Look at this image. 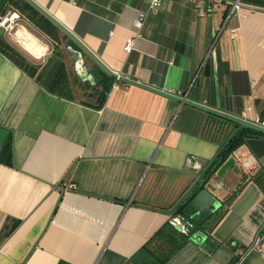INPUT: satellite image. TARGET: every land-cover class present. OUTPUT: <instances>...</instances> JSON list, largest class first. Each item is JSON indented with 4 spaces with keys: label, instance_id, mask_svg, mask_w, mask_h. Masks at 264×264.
Listing matches in <instances>:
<instances>
[{
    "label": "crops",
    "instance_id": "1",
    "mask_svg": "<svg viewBox=\"0 0 264 264\" xmlns=\"http://www.w3.org/2000/svg\"><path fill=\"white\" fill-rule=\"evenodd\" d=\"M31 2L59 26L71 72L93 85L98 66L122 78L97 108L51 93L0 49V264H163L145 244L168 221L191 228L173 210L235 128L201 106L264 126V4ZM27 21L24 48L0 34L33 62L53 41ZM262 173L264 135L249 132L207 182L230 198L209 233L166 264H264Z\"/></svg>",
    "mask_w": 264,
    "mask_h": 264
},
{
    "label": "trees",
    "instance_id": "2",
    "mask_svg": "<svg viewBox=\"0 0 264 264\" xmlns=\"http://www.w3.org/2000/svg\"><path fill=\"white\" fill-rule=\"evenodd\" d=\"M250 1L264 4L263 0ZM11 6L16 10H19L23 16L27 17V19L31 20L39 29L48 34L55 44V47L52 54L43 63H34L29 60L23 53L3 40L1 34L0 49L51 93L69 100L79 99L82 102L101 108L105 104L108 92L114 85V79L116 78L115 75L103 69L101 66H98L95 73V77L97 79L95 85H93L89 80L81 79L78 74L73 73L68 69L64 51L61 47V41L58 36L59 26L49 17L44 15L29 0H0V16L5 14ZM80 92L84 95V97H88L89 99L78 97ZM219 118L229 122L228 119L223 117ZM249 132L264 135V133L257 130H251L249 128L241 129L233 137L227 147L221 151L218 158L209 169V173L215 165L218 167L228 157V155L233 152V150L243 143L244 136ZM3 156V160L5 162H10L11 149L9 142L4 148ZM255 180L264 189V173L256 175ZM192 197L191 193L188 194V197L179 203L173 210L175 215H180L189 223L191 227L188 230L189 233L185 234L184 232H179V230L176 229L170 221H168L152 236L143 248L149 250L153 255H155L156 259L163 264L168 262L171 254L185 247L191 233H194L195 231L209 233V230L212 228L210 227L213 223L212 220L220 211L219 209L216 213L209 212L207 213V216L200 218L195 215V211L191 207ZM59 264L71 263L61 261Z\"/></svg>",
    "mask_w": 264,
    "mask_h": 264
},
{
    "label": "water",
    "instance_id": "3",
    "mask_svg": "<svg viewBox=\"0 0 264 264\" xmlns=\"http://www.w3.org/2000/svg\"><path fill=\"white\" fill-rule=\"evenodd\" d=\"M31 2V0H29ZM33 3V2H32ZM0 32L3 33L4 29H0ZM70 53L74 60H79V52L77 50L70 49ZM94 56V55H93ZM97 62L102 64L100 60L94 56ZM187 103L193 104L198 106V104L186 101ZM202 108L206 109L207 111L211 112L214 115L223 117L225 119L229 120V124L233 123L235 125V128L231 130L229 133V136L226 138L225 142L223 143L221 147V151L227 147V145L230 143V141L233 139V137L241 130L245 128H249L251 130H257L262 133H264V126L258 123H254L251 121H247L244 118L236 117L218 110H215L213 108H208L201 106ZM230 125H220V129H229ZM9 130L8 128L0 125V150L2 148V145L6 139V136L8 134ZM239 147H237L235 150H233L232 153L228 155L231 156L236 152V150ZM220 151V153H221ZM219 153V154H220ZM219 154H217L212 160L209 161V163L205 166V168L202 170V172L197 177L195 183L193 184L192 188L189 190V192L192 194V200H191V207L195 211V215L201 217L207 216V213H216L224 203L229 199H226L225 201L219 199L213 191L210 190L207 186L208 180L215 174L217 169L228 159V157L217 167L216 165L214 168H212L211 172L209 173V169L214 164L215 160L218 158ZM198 185V186H197ZM195 188V189H194ZM194 189V190H193ZM180 227V226H179ZM178 227V229H179ZM182 230V229H181ZM199 238L202 237L203 231H195Z\"/></svg>",
    "mask_w": 264,
    "mask_h": 264
},
{
    "label": "rangeland",
    "instance_id": "4",
    "mask_svg": "<svg viewBox=\"0 0 264 264\" xmlns=\"http://www.w3.org/2000/svg\"><path fill=\"white\" fill-rule=\"evenodd\" d=\"M15 11L16 9L14 7H10L8 9V11L5 13L4 16H9V17H12L15 15ZM17 15H15L13 17V27H9L8 29H5L4 33L7 34L14 42H16L19 46L21 47H25L24 44L21 42V36L19 37V31H25L24 29H26L28 31V29L30 31H35V29H33L32 25L28 23V19L26 20L23 16H21V14L18 12L16 13ZM54 47H55V44L53 43L52 44V50L45 56L43 57L42 59H38V60H33V62H36V63H43L47 60V58L52 54L53 50H54ZM62 47V46H61ZM32 61V59H30ZM78 97L80 98H83V99H89L88 97H84V95L80 94L78 95ZM184 232V231H182ZM196 241V240H195Z\"/></svg>",
    "mask_w": 264,
    "mask_h": 264
},
{
    "label": "built area",
    "instance_id": "5",
    "mask_svg": "<svg viewBox=\"0 0 264 264\" xmlns=\"http://www.w3.org/2000/svg\"><path fill=\"white\" fill-rule=\"evenodd\" d=\"M162 1H163V0H149V2H150V7L153 8V9H155V8H157V7H159V6L161 5ZM4 15H5V14H3V15L0 16V29H4V31H5V29H8L9 27H13V24H12V22H13V17H14L15 15H17V14L15 13V15L12 16V17L4 16ZM144 15H145V13H141L140 16H139V18H137V19L135 20V27H136L137 29H139V28L142 26ZM132 43H133V39L130 38V39L127 41V43H126V49H127V50H130V49H131V47H132ZM121 78H122V76L119 75V74L116 76V79H115L116 81H115V83H114V86H117V81H119ZM258 244H259V240H257V241L255 242V246H258Z\"/></svg>",
    "mask_w": 264,
    "mask_h": 264
},
{
    "label": "bare ground",
    "instance_id": "6",
    "mask_svg": "<svg viewBox=\"0 0 264 264\" xmlns=\"http://www.w3.org/2000/svg\"><path fill=\"white\" fill-rule=\"evenodd\" d=\"M19 35H21V38H22L23 40H26V42L28 41L27 36L24 37L22 31H19ZM28 47L31 48L32 51H33L38 57L41 56L42 52H40L37 48L33 47V46L30 45L29 43H28Z\"/></svg>",
    "mask_w": 264,
    "mask_h": 264
},
{
    "label": "flooded vegetation",
    "instance_id": "7",
    "mask_svg": "<svg viewBox=\"0 0 264 264\" xmlns=\"http://www.w3.org/2000/svg\"><path fill=\"white\" fill-rule=\"evenodd\" d=\"M184 233H185V234H188V233H189V231H188V230H186V231H184ZM193 234H194V233H191L189 236H190V237H192V235H193ZM190 237H189V238H190Z\"/></svg>",
    "mask_w": 264,
    "mask_h": 264
}]
</instances>
